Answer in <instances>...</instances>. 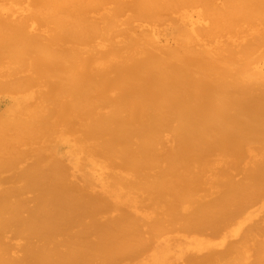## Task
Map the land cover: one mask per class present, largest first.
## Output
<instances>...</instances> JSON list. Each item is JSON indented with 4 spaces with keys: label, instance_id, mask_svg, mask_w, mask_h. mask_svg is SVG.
I'll list each match as a JSON object with an SVG mask.
<instances>
[{
    "label": "bare ground",
    "instance_id": "6f19581e",
    "mask_svg": "<svg viewBox=\"0 0 264 264\" xmlns=\"http://www.w3.org/2000/svg\"><path fill=\"white\" fill-rule=\"evenodd\" d=\"M0 264H264V0H0Z\"/></svg>",
    "mask_w": 264,
    "mask_h": 264
}]
</instances>
